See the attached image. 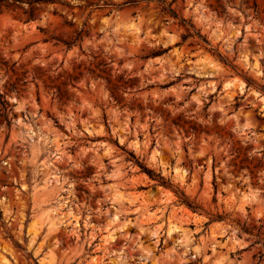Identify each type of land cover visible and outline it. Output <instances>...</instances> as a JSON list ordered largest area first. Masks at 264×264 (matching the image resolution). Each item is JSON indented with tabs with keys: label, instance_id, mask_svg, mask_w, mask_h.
I'll use <instances>...</instances> for the list:
<instances>
[{
	"label": "rangeland",
	"instance_id": "rangeland-1",
	"mask_svg": "<svg viewBox=\"0 0 264 264\" xmlns=\"http://www.w3.org/2000/svg\"><path fill=\"white\" fill-rule=\"evenodd\" d=\"M22 1L0 264H264V0Z\"/></svg>",
	"mask_w": 264,
	"mask_h": 264
},
{
	"label": "trees",
	"instance_id": "trees-1",
	"mask_svg": "<svg viewBox=\"0 0 264 264\" xmlns=\"http://www.w3.org/2000/svg\"><path fill=\"white\" fill-rule=\"evenodd\" d=\"M29 7H30V13L32 14L36 10H43V6L49 5L51 3H55V0H26ZM24 3L22 0H0V14H2L4 11H7L14 7L16 4ZM173 15L176 16L174 12L171 11ZM183 23H186V20H182ZM76 40L65 42L68 48H71L74 46L77 41L80 39V35L78 36ZM181 201L188 206L190 209L197 211L199 208L193 203H190L187 201V198L184 194H182Z\"/></svg>",
	"mask_w": 264,
	"mask_h": 264
}]
</instances>
